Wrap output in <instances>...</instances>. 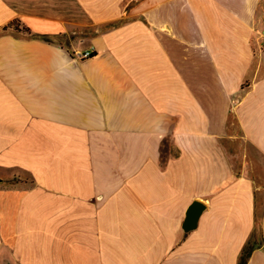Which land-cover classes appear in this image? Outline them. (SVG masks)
<instances>
[{
	"label": "crops",
	"instance_id": "crops-1",
	"mask_svg": "<svg viewBox=\"0 0 264 264\" xmlns=\"http://www.w3.org/2000/svg\"><path fill=\"white\" fill-rule=\"evenodd\" d=\"M262 35L264 0H0V264H264Z\"/></svg>",
	"mask_w": 264,
	"mask_h": 264
},
{
	"label": "trees",
	"instance_id": "trees-1",
	"mask_svg": "<svg viewBox=\"0 0 264 264\" xmlns=\"http://www.w3.org/2000/svg\"><path fill=\"white\" fill-rule=\"evenodd\" d=\"M10 27H13L15 29V31L17 32H21L23 31L20 22L14 21L12 23V25ZM7 27L4 28V30H6ZM25 29V28H24ZM25 32L31 34L30 30L27 28L24 30ZM46 41L50 42L49 38H44ZM94 56V54L91 55V57ZM263 246V242L257 243V242H253V240H250L247 245L245 246L241 258H240V262L239 264H247L251 254L256 250L259 249Z\"/></svg>",
	"mask_w": 264,
	"mask_h": 264
},
{
	"label": "water",
	"instance_id": "water-1",
	"mask_svg": "<svg viewBox=\"0 0 264 264\" xmlns=\"http://www.w3.org/2000/svg\"><path fill=\"white\" fill-rule=\"evenodd\" d=\"M201 210V205L199 203H195L190 211L191 219H195L198 215V213Z\"/></svg>",
	"mask_w": 264,
	"mask_h": 264
},
{
	"label": "built area",
	"instance_id": "built-area-1",
	"mask_svg": "<svg viewBox=\"0 0 264 264\" xmlns=\"http://www.w3.org/2000/svg\"><path fill=\"white\" fill-rule=\"evenodd\" d=\"M260 42H261V47L264 49V35L261 36ZM92 54H93L92 52H86V53L80 54L79 56L81 59H87V58H90Z\"/></svg>",
	"mask_w": 264,
	"mask_h": 264
},
{
	"label": "rangeland",
	"instance_id": "rangeland-1",
	"mask_svg": "<svg viewBox=\"0 0 264 264\" xmlns=\"http://www.w3.org/2000/svg\"><path fill=\"white\" fill-rule=\"evenodd\" d=\"M61 43H62V42H61ZM80 59H81V58H80ZM229 121H230V118H229ZM238 158H242V159H243L244 156H243L242 154H240V155L238 156ZM253 242H257V243H259L258 240L255 239V238L253 239ZM260 242H262V241H260Z\"/></svg>",
	"mask_w": 264,
	"mask_h": 264
}]
</instances>
